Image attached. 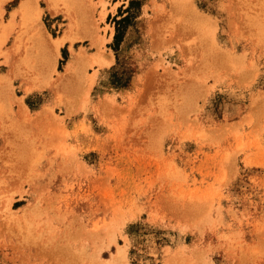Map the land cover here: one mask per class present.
<instances>
[{"label":"rangeland","instance_id":"obj_1","mask_svg":"<svg viewBox=\"0 0 264 264\" xmlns=\"http://www.w3.org/2000/svg\"><path fill=\"white\" fill-rule=\"evenodd\" d=\"M106 262L264 264V0H0V264Z\"/></svg>","mask_w":264,"mask_h":264},{"label":"bare ground","instance_id":"obj_2","mask_svg":"<svg viewBox=\"0 0 264 264\" xmlns=\"http://www.w3.org/2000/svg\"><path fill=\"white\" fill-rule=\"evenodd\" d=\"M68 4V3H67ZM74 2L72 1V6H73ZM82 8V7H81ZM19 9L22 10V13L23 15L27 16V17H33V15H35L36 12L33 11V7L30 3V1H24L20 6H19ZM83 9V8H82ZM193 9H191L192 11ZM84 11V10H83ZM198 12V11H197ZM196 12V13H197ZM199 13V12H198ZM192 14H195V12L193 13L192 11ZM201 14V13H200ZM198 18L201 17L197 14ZM196 17V16H194ZM33 20V19H32ZM80 38H82V35L79 34ZM33 39L37 41V44H40L42 45L43 47L47 48L48 49V52H51V54H55V52L57 53V51L59 50V47L61 44H63L65 42V40L67 38H69L70 40H73L74 37L70 36L69 33H68V29L65 30L61 35H59L58 37H50L49 34L47 33V31L44 29L43 25L41 23H39V26L38 28H35V31H34V35H33ZM84 36V35H83ZM92 42V40H91ZM92 44H94V42H92ZM97 52V51H96ZM94 52V53H96ZM96 56V54H94ZM98 55V54H97ZM94 56V57H95ZM92 57L93 59L95 58H98V59H95L98 62H100L101 64H106V63H109L111 62V58L108 57V56H104V55H101V57ZM41 63V62H40ZM39 64V63H38ZM42 71V70H41ZM71 75V74H70ZM67 76V75H66ZM64 77V76H63ZM42 86V85H41ZM24 105V104H22ZM25 107V105L23 106ZM26 108V107H25ZM68 108V107H67ZM122 249V248H121ZM119 249V251L121 250ZM123 250V249H122ZM118 252H116L117 254ZM119 255V253L117 254V256ZM115 257V255H114ZM116 259V257H115ZM113 258V260H115ZM116 261V260H115ZM108 262V261H107ZM106 262V264H107ZM109 263H110V260H109ZM114 264V263H113Z\"/></svg>","mask_w":264,"mask_h":264},{"label":"trees","instance_id":"obj_3","mask_svg":"<svg viewBox=\"0 0 264 264\" xmlns=\"http://www.w3.org/2000/svg\"><path fill=\"white\" fill-rule=\"evenodd\" d=\"M125 18H122L121 20H119L117 23L118 25L122 22V20H124ZM119 28H117V32L115 33L114 35V38H115V42H118L119 40H117L119 38Z\"/></svg>","mask_w":264,"mask_h":264}]
</instances>
